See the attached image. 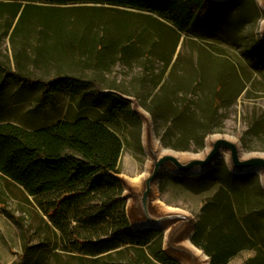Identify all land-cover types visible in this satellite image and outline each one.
Masks as SVG:
<instances>
[{"label":"rangeland","instance_id":"374dc122","mask_svg":"<svg viewBox=\"0 0 264 264\" xmlns=\"http://www.w3.org/2000/svg\"><path fill=\"white\" fill-rule=\"evenodd\" d=\"M254 1L244 0L240 6L239 2L228 3L223 6L225 12L219 10L198 20L186 33L147 14L100 10L93 5L38 11L37 17L22 24L5 13L0 17V63L11 75L20 74L26 81L70 75L93 84L75 98L67 92L55 96V107L60 104L53 109L51 105L40 106L38 85L25 82L30 86L21 88L15 77L8 76L2 82V102L9 104L20 96H24L21 101H29L12 106L4 118L23 125L25 121L32 127L36 122L51 123L73 110L81 116L108 120L101 115L108 111L107 104L95 99L96 92L136 100L152 118L146 126L131 101L130 107L140 121H130L118 113L111 117L124 145L120 173L115 177L126 190L129 186L137 188L126 177L135 178L147 169L146 136L150 128L164 148L183 154L202 153L213 135L233 138L245 154H264V8ZM83 94L87 102L98 104L96 109L79 112ZM198 103L204 104L211 120L204 124L205 118L197 115L196 126L204 125L200 126L201 136L195 138L190 118H185L184 126L178 125L174 112H192ZM200 144L203 150H198ZM218 163L227 165V157ZM168 173L173 174L164 175ZM240 175L246 177L233 195L234 204L257 249L242 251L229 264H264L262 178L257 173ZM162 179L154 200L156 195L167 208L185 212L197 222L202 206L219 187L215 183L208 190L189 187L177 179H167L162 186ZM53 207V203L28 196L0 174V264H17L23 258L41 264L124 262L129 253L137 255L140 262L159 264L148 248L110 257L81 254L76 239L88 234L89 229L72 219L64 222L66 232L60 231V216L54 221L48 213ZM128 213L134 227L151 228L136 222L131 199ZM73 216L78 217L77 211ZM160 230L165 239V229ZM166 252L184 264L179 256Z\"/></svg>","mask_w":264,"mask_h":264},{"label":"trees","instance_id":"16d2710c","mask_svg":"<svg viewBox=\"0 0 264 264\" xmlns=\"http://www.w3.org/2000/svg\"><path fill=\"white\" fill-rule=\"evenodd\" d=\"M233 2H239L240 6L244 0H0V17L7 13L12 19L18 18V23L22 24L37 17L38 11L93 5L100 10H127L147 14L150 19L186 33L192 31L198 20L208 18L219 10L225 12L223 6ZM42 16L44 14L41 13ZM8 76L15 77L21 88L30 86L25 82L38 85L41 89L40 106L51 105L53 109H57L60 104L55 107L56 103L52 101L55 96L67 92L75 98L93 84L89 80L70 75H56L48 81H26L20 74L11 75L0 63V174L37 201L53 203L54 207L48 213L54 221L60 216V231L66 232V221L74 219L84 223L89 232L76 239L81 254L110 257L113 253L122 254L129 250L148 248L150 256L159 264H181L164 250L162 230L136 228L132 225L125 188L115 177V174L120 173L124 145L111 117L118 113L130 121H140L131 109L130 101L117 93L96 92L95 99L107 104L108 111L101 115L108 120L81 116L72 110L68 115L65 111L61 118L51 123L36 122L30 127L25 125V121L23 125L4 118L12 106L29 101H21L20 98L24 96H20L9 104V101L2 102V82ZM85 96L83 94L84 104L80 102L78 106L79 112L84 108L96 109L98 106L87 102ZM207 112L204 104L198 103L192 112L183 109L174 112V116L181 126H184L182 123L186 122L185 118H190L191 131L195 138H199L200 126L211 120ZM56 113L59 114L60 109ZM152 114H156L155 109H152ZM198 114L205 118L204 124L199 127L195 123ZM203 149L204 146L200 144L198 150ZM245 177L232 173L225 163H218L202 175L180 177L168 173L162 177V186L167 179H177L189 187H205L206 190L214 183L219 184L213 196L202 206L191 238L193 245L210 257V264H229L242 251L257 249L255 241L244 230L234 204L235 193ZM74 210L78 213L77 218H71ZM262 237L264 239V234ZM126 258L128 261L98 264H152L140 262L137 255L131 253ZM17 264L41 262H25L23 258Z\"/></svg>","mask_w":264,"mask_h":264},{"label":"water","instance_id":"95a60500","mask_svg":"<svg viewBox=\"0 0 264 264\" xmlns=\"http://www.w3.org/2000/svg\"><path fill=\"white\" fill-rule=\"evenodd\" d=\"M262 37L264 39V24L262 25ZM125 98L130 101V98ZM138 115L142 118V115L139 113ZM151 130L150 128L146 136L147 153L151 158L150 167L143 177L141 186L138 188L129 186L128 190L125 189V194L127 193L125 197L127 200H132V209L139 225L165 229V251L167 249L172 254L187 260V264H203L184 243L187 237L191 241L197 220L180 210L173 209L165 213L156 211L153 197L156 186L166 172H171L180 177L207 173L226 154L227 166L232 173H257L262 178L264 188V154H245L233 138L222 135L210 136L208 138L210 141L207 140L206 147L200 154H183L164 147L157 152L151 146L150 139L155 137V132ZM201 252L203 251L201 250Z\"/></svg>","mask_w":264,"mask_h":264},{"label":"bare ground","instance_id":"6f19581e","mask_svg":"<svg viewBox=\"0 0 264 264\" xmlns=\"http://www.w3.org/2000/svg\"><path fill=\"white\" fill-rule=\"evenodd\" d=\"M259 3L261 4V6L264 8V0H258ZM264 24V23H263ZM262 24V25H263ZM130 101L132 102L135 110L140 114L142 115V119L144 120V123H145V126L147 125V123L151 122V116L150 114L145 111L143 109L142 106H140V104L136 101V100H133L132 98H130ZM151 141V146L153 148V150L155 151H160L161 148H163V144L160 140H158L157 138L155 137H151L150 139ZM210 140H208L209 142ZM148 143V141H147ZM147 146V145H146ZM226 157L227 155L224 154ZM150 164H151V158L150 156L148 155V161H147V169L146 171H148L149 167H150ZM145 171V173H146ZM145 173L141 174L140 176H137L135 178H129V177H126L127 178V181L128 183H130L131 185H133L134 187H140L141 184H142V181H143V177L145 176ZM154 208L159 211V212H165V211H169V210H173L171 208H167L155 195V200H154ZM184 243L186 246H188L197 256L198 258L200 259V261L203 263V264H210V259L208 258V256L206 254H204L203 252H201V250L199 248H197L196 246H194L191 241H190V238L187 237L185 240H184ZM179 259H181V261L184 263V264H187V260L185 259H182L180 257H178Z\"/></svg>","mask_w":264,"mask_h":264}]
</instances>
